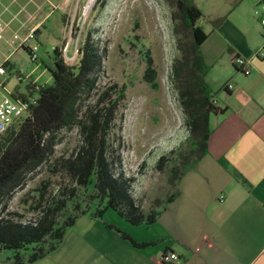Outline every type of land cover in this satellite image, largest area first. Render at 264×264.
<instances>
[{"label":"crops","instance_id":"1","mask_svg":"<svg viewBox=\"0 0 264 264\" xmlns=\"http://www.w3.org/2000/svg\"><path fill=\"white\" fill-rule=\"evenodd\" d=\"M72 3L0 0V64L7 71L0 75V96L36 97L30 89L34 80L24 87L11 83L14 74L18 81L23 76L19 80L17 74H24L14 55L26 50L21 44L31 30L39 42L60 9L62 48L69 40ZM194 3L207 33L198 47L202 81L216 108L208 115L207 152L178 177L172 200L163 202L153 223L133 225L116 212L82 214L56 249L30 264H165L161 255L168 251L178 255L171 264H264V39L254 15L259 0ZM234 56L247 61L248 73ZM107 224L149 244L136 247ZM11 254L0 252V264H13L6 259Z\"/></svg>","mask_w":264,"mask_h":264},{"label":"trees","instance_id":"2","mask_svg":"<svg viewBox=\"0 0 264 264\" xmlns=\"http://www.w3.org/2000/svg\"><path fill=\"white\" fill-rule=\"evenodd\" d=\"M176 3L183 36L178 38L181 55L173 71L180 80L178 91L189 136L185 152L178 153L187 159L181 170L175 164L169 167L174 187L182 172L207 152L208 115L216 111L200 69L198 47L207 36L198 24L202 13L194 0ZM107 52V46L95 41L91 34L78 46L73 63L64 60L62 48L54 47L53 67L49 68L53 82H31L36 100L28 116L16 119L0 134V252H12L6 259L13 264H30L56 249L79 215L101 217L106 209H112L130 224L149 225L160 214L159 209L145 212L137 203L132 194L135 178L125 175L120 153L114 151L109 140L126 87L101 82ZM181 65H189V70L182 74ZM155 76L153 60L147 54L144 80L151 81ZM73 127L79 131L80 139L68 155H56L60 132ZM175 151L161 155L155 167H167ZM89 184L92 190L86 200L80 199V189L87 190ZM19 191L22 194L17 204L21 208L12 209L11 201ZM173 194L165 198V204ZM94 200L96 207L92 209L90 203ZM114 229L136 247L149 244L136 242L127 233Z\"/></svg>","mask_w":264,"mask_h":264},{"label":"rangeland","instance_id":"3","mask_svg":"<svg viewBox=\"0 0 264 264\" xmlns=\"http://www.w3.org/2000/svg\"><path fill=\"white\" fill-rule=\"evenodd\" d=\"M75 3L73 0L67 26L70 47L73 49L75 36L78 37V48L87 34L107 46L101 82L126 87V96L109 140L114 151L120 153L125 175L135 178L132 194L137 203L145 212L159 209L174 190L173 182L169 180V167L175 164L181 170L187 160L178 154L185 152L188 146L189 126L178 91L180 80L173 71L174 62L181 55L178 49V38L183 36L181 12L176 0H94L86 13L82 12L85 0ZM63 11H55L48 27L42 29L40 41L35 39L40 59L31 61L25 49L14 55L24 74L22 81H18L15 74L10 77L12 84L21 83L24 87L29 79L37 83L53 82L49 71L53 62L47 52H52L51 45H63V31L58 23ZM147 54L156 69V76L151 81L143 77ZM180 67L182 74L189 70V65ZM79 139L76 127L62 130L56 155H68ZM172 149H176L173 159L167 167L158 170L155 162ZM87 187V190L80 189V199L86 200L92 184ZM21 194L22 191L15 194L10 204L12 209L21 208L17 204ZM96 202L90 203L92 209ZM107 212L115 211L106 209L104 213ZM27 216L31 215L28 213Z\"/></svg>","mask_w":264,"mask_h":264},{"label":"built area","instance_id":"4","mask_svg":"<svg viewBox=\"0 0 264 264\" xmlns=\"http://www.w3.org/2000/svg\"><path fill=\"white\" fill-rule=\"evenodd\" d=\"M81 0H75V4H79ZM94 0H85L84 5H82V12L86 13ZM75 5V6H76ZM76 9V8H75ZM254 15L256 16L260 27L261 35L264 39V0H259L258 6L254 9ZM0 37H1V27H0ZM77 39L74 38V46L72 52L69 53L70 42H66L62 47V56L67 63H73L77 57ZM22 47L27 48L29 58L31 61L36 62L38 60V50L39 45L35 42V30H31L23 39ZM233 62H236L243 68V71L248 73L249 69L247 66V61L240 57L234 56ZM7 71L5 64H0V75L6 76ZM17 78L21 80L22 73L17 74ZM0 87H3L2 81H0ZM233 87L232 83L227 84V88L231 89ZM35 97H28L26 99H15L8 94H2L0 96V134L4 133L11 124L18 118H25L29 114V108L31 104L35 102ZM223 198V197H222ZM161 260L165 264H171L178 260V255L173 251L165 252L161 255Z\"/></svg>","mask_w":264,"mask_h":264}]
</instances>
